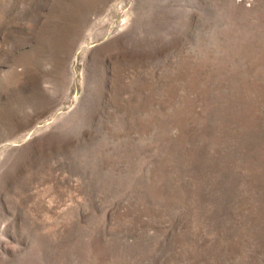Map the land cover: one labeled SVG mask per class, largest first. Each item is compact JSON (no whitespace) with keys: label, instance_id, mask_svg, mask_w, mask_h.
Wrapping results in <instances>:
<instances>
[{"label":"rangeland","instance_id":"rangeland-1","mask_svg":"<svg viewBox=\"0 0 264 264\" xmlns=\"http://www.w3.org/2000/svg\"><path fill=\"white\" fill-rule=\"evenodd\" d=\"M0 264H264V0H0Z\"/></svg>","mask_w":264,"mask_h":264}]
</instances>
